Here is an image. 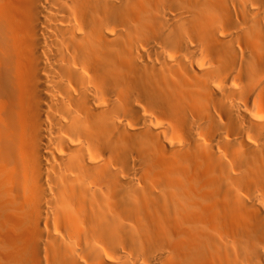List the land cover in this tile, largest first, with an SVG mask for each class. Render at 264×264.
I'll use <instances>...</instances> for the list:
<instances>
[{
  "label": "bare ground",
  "instance_id": "obj_1",
  "mask_svg": "<svg viewBox=\"0 0 264 264\" xmlns=\"http://www.w3.org/2000/svg\"><path fill=\"white\" fill-rule=\"evenodd\" d=\"M0 264H264V0H0Z\"/></svg>",
  "mask_w": 264,
  "mask_h": 264
}]
</instances>
